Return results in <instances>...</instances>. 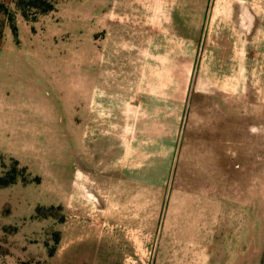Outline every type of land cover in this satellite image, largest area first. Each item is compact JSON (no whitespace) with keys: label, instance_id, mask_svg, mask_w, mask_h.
<instances>
[{"label":"rangeland","instance_id":"1","mask_svg":"<svg viewBox=\"0 0 264 264\" xmlns=\"http://www.w3.org/2000/svg\"><path fill=\"white\" fill-rule=\"evenodd\" d=\"M16 21L18 39L5 28L0 42V91L23 119L0 134L11 157L0 154V177L14 159L26 186L0 191V264H48L79 173L89 180L79 178L77 198L112 215L123 203L125 228L139 212V238L141 220L152 211L160 222L168 203H251L234 230H263L254 205L264 193L216 192L226 161L217 168L215 153H228L229 126L249 120L260 134L236 166L246 164L247 183L264 172V0H65Z\"/></svg>","mask_w":264,"mask_h":264},{"label":"crops","instance_id":"2","mask_svg":"<svg viewBox=\"0 0 264 264\" xmlns=\"http://www.w3.org/2000/svg\"><path fill=\"white\" fill-rule=\"evenodd\" d=\"M261 107V111L264 112V107ZM16 113V107L8 101L7 93L5 89H2L0 91V134L2 136L5 134L10 136L13 129L20 124L23 118L15 115ZM254 127L256 126L249 120L243 122L242 127H235L234 124L228 127L229 139L226 149L228 153L237 150L236 158L235 155L234 158H229L228 153L224 156L220 153V145L217 144L215 160L217 168L218 161H226V167H223L226 170L220 171L222 173L225 170L226 180L223 182L219 174L217 175L216 188L213 186L216 192L220 191L221 185L225 184L227 193H264V172L247 183L246 180L251 176L245 169L246 164L240 163L236 166L239 160H251L250 153H244L243 150L253 136L260 134L252 135L251 131ZM257 127L263 131L264 122ZM36 137H32L31 141L35 142ZM82 150V156H85L87 152L83 148ZM0 154L10 157L1 148ZM96 160L99 162L98 158ZM262 168L264 171V164ZM239 174L241 177L236 179V175ZM81 176L85 185L89 180L86 175L79 173L77 179L73 178L70 181V188L67 189L66 195L68 201L72 200V205H67L70 210L65 213L59 225V240L52 255L47 258L48 264H264V228L253 234L250 230L241 233L234 230V225L239 222L237 218L242 216L244 222L246 217H250L251 203L236 205V203H219L218 200L217 203H178L179 208L186 209L180 212L171 210L173 203H168L167 208L165 207L167 215L162 214L161 221L156 222L158 227L155 224V213L152 211L150 216L141 220L142 222L146 220L147 236L139 238L136 233L138 230H135V226L138 227L140 222V216H137L139 212L131 214L133 216L127 222L130 226L125 228L122 217L123 203H115L116 209L112 215L107 210H102L101 203H84L77 198L78 183L82 182L79 180ZM19 185L26 186L16 183L0 191L16 189ZM98 185L96 182V186ZM114 192L117 200L122 192V184L120 187L115 184ZM58 193L60 194V191ZM255 204H258L254 205L257 208H264V203ZM240 212H242L241 216H239ZM184 213L188 216H182ZM171 215L177 217L173 219ZM183 217L186 218L185 221ZM129 230L132 232L130 233ZM235 241H241V247H235ZM252 241H259V243L253 247L255 242ZM140 255L147 258L138 261L136 257Z\"/></svg>","mask_w":264,"mask_h":264},{"label":"trees","instance_id":"3","mask_svg":"<svg viewBox=\"0 0 264 264\" xmlns=\"http://www.w3.org/2000/svg\"><path fill=\"white\" fill-rule=\"evenodd\" d=\"M63 1L65 0H0V42L5 28L10 29L15 40L18 39L17 16H21L25 21L36 22L39 17L55 11L56 6ZM12 163L13 169L7 177H0V188L16 184L18 177L26 171L24 167L18 168V161L12 159ZM63 219L62 217L61 221ZM59 235L56 237V244ZM53 251L49 255H52Z\"/></svg>","mask_w":264,"mask_h":264}]
</instances>
